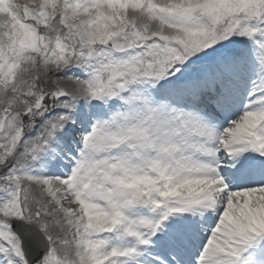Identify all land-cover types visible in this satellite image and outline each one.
Wrapping results in <instances>:
<instances>
[{"label":"snow or ice","instance_id":"6c2138e0","mask_svg":"<svg viewBox=\"0 0 264 264\" xmlns=\"http://www.w3.org/2000/svg\"><path fill=\"white\" fill-rule=\"evenodd\" d=\"M0 264H264V0H0Z\"/></svg>","mask_w":264,"mask_h":264}]
</instances>
